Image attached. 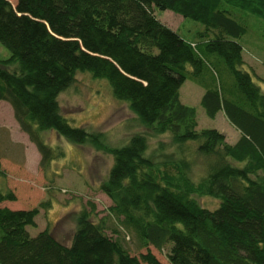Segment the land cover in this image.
<instances>
[{"label":"trees","instance_id":"16d2710c","mask_svg":"<svg viewBox=\"0 0 264 264\" xmlns=\"http://www.w3.org/2000/svg\"><path fill=\"white\" fill-rule=\"evenodd\" d=\"M157 8L204 30L186 39L157 18ZM250 15L264 20V0H0V43L10 52L0 58V101L12 106L43 169L63 155L44 140L47 130L112 153L100 188L112 201L113 232L123 227L146 249L132 254L108 233L106 217L93 219L90 201L69 245L47 228L31 235L27 227L50 202L9 208L3 202L17 196L0 184V264H264V92L243 67L239 41ZM78 72L106 79L140 124L170 135L177 157L157 163L141 133L109 148L103 133L71 125L58 96ZM188 79L204 88L206 115L222 110L239 131L235 143L216 128L198 129L196 108L180 97ZM191 142L208 164L197 182L189 175ZM0 178L5 184L1 161ZM196 194L219 205L204 207ZM150 246H170L168 263Z\"/></svg>","mask_w":264,"mask_h":264},{"label":"rangeland","instance_id":"374dc122","mask_svg":"<svg viewBox=\"0 0 264 264\" xmlns=\"http://www.w3.org/2000/svg\"><path fill=\"white\" fill-rule=\"evenodd\" d=\"M155 13L158 19L186 39L195 40L198 32L204 30L202 23L171 10L157 8ZM247 19L248 32L239 39L244 46L243 67L264 92V20L253 15ZM9 56L8 49L0 43V58ZM204 91V88L188 79L180 89L181 101L196 108L198 129L216 128L225 134L226 141L235 143L240 133L224 111H219L215 118L206 115L200 103ZM58 100L61 113L71 125L103 133L104 142L109 148L122 146L133 134L141 133L148 137L149 155L157 163L177 157L170 135L154 133L140 124L129 106L114 97L106 79H95L89 72H78L75 81L59 94ZM43 138L47 144L59 148L63 153L47 169L40 166L41 154L21 130L12 106L0 101V161L2 168L7 171L6 183L0 178V184L3 189L12 190L17 196L15 201H5L3 205L9 204L12 209H30L49 201L51 207L40 208L35 217L36 225L27 228L31 235L47 228L57 240L69 245L76 228L77 215L90 201L96 206L93 219L106 217L109 234L114 237L119 235L132 254L146 252L145 248L138 249L129 231L123 227H118L121 230L119 234L113 232L115 221L108 214L112 201L100 188L113 164L112 153L72 143L55 130L44 131ZM188 146L191 150H188L187 156L192 161L189 175L197 182L207 175L208 164L204 158L192 152L195 143H188ZM195 197L209 209L219 205V199L199 194ZM169 249L170 246L161 250L150 246V250L165 263H168Z\"/></svg>","mask_w":264,"mask_h":264},{"label":"crops","instance_id":"0c3cea01","mask_svg":"<svg viewBox=\"0 0 264 264\" xmlns=\"http://www.w3.org/2000/svg\"><path fill=\"white\" fill-rule=\"evenodd\" d=\"M6 102V101H5ZM25 133V132H24ZM26 137H28V135L25 133ZM31 141V140H30ZM19 167H21V165H19ZM7 172V171H6ZM4 206L9 207V204H5ZM10 208V207H9Z\"/></svg>","mask_w":264,"mask_h":264}]
</instances>
